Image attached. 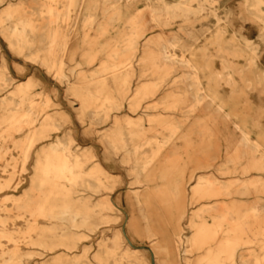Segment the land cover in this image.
<instances>
[{
    "label": "bare ground",
    "instance_id": "bare-ground-1",
    "mask_svg": "<svg viewBox=\"0 0 264 264\" xmlns=\"http://www.w3.org/2000/svg\"><path fill=\"white\" fill-rule=\"evenodd\" d=\"M134 1L144 11L132 13ZM244 9L236 14L229 0L4 8L10 46L67 83L80 118L96 125L97 150L76 143L59 109L45 111L49 99L34 78L15 82L2 62L0 169L12 170L0 175V192L14 186L18 166L34 162L24 193L0 204V264L35 255V264H150L143 247L161 264H264V109L255 110L264 97V0H244ZM80 15L96 35L85 34L81 59L74 52L68 62L66 27ZM160 21L179 31L148 37ZM234 24L248 36H236ZM17 218L23 227H11ZM83 230L96 237L92 257ZM21 242L34 249L23 252Z\"/></svg>",
    "mask_w": 264,
    "mask_h": 264
},
{
    "label": "rangeland",
    "instance_id": "rangeland-1",
    "mask_svg": "<svg viewBox=\"0 0 264 264\" xmlns=\"http://www.w3.org/2000/svg\"><path fill=\"white\" fill-rule=\"evenodd\" d=\"M19 0H1L0 1V14L4 10V8L11 3H16ZM230 5L234 8L236 14L238 11H242L243 13L246 12L244 9V0H229ZM133 8L131 10L132 13H137L139 11H144L145 7L143 5V2H133ZM125 14V9L124 11ZM146 18H149V14L146 15ZM236 16V15H235ZM84 17L80 15L78 18H73L70 25L66 27L67 29V36H68V45H67V55L66 60L69 61V56L73 54L74 52H77L76 58L78 60L81 59V52L83 48L88 46V43L86 44L84 42V35L85 34H92V36H95L94 28L90 26H84L83 24ZM236 19V18H235ZM116 22V21H115ZM118 23V22H117ZM114 22L112 24H107L105 26L106 32L105 37L110 38L114 35ZM200 27V24L198 25ZM233 28L237 31L235 34L236 36H248L247 32L241 27L237 25H233ZM172 31H179L177 29V26H170L165 25L161 21L160 22H153L149 25L148 34L150 36H153L154 38L158 37H170L172 34ZM91 38V37H90ZM5 61L8 65L9 72L14 77L15 82H19L21 80H25L28 77H32L36 80L37 86H35V90H40L45 97L49 99L50 105L45 107L46 112H53L57 109H59L65 117V126L64 129H71L72 134L74 138L76 139V143L80 146H85L86 148L90 149L92 152H96L97 150V140H96V125L91 123L89 120L83 121L80 117L82 115L81 113V102L80 100L74 96L71 91L68 90L67 83L65 81H61L57 79L53 73L49 72L47 68L38 62L33 61L32 59L19 54L18 51L14 50L7 39L4 36V33L1 30L0 27V66L2 65V62ZM99 64V61L94 63L92 66H85V68H91ZM264 97L261 99L259 97H255V110L264 109ZM28 129L23 130L22 132L15 133L16 139H19L22 137L25 132ZM8 146H11L12 153L14 155H18L17 150L14 148L12 142L5 143ZM1 145V144H0ZM9 157V155H8ZM33 158L30 159V161L27 164V170L22 171L21 168L18 166L16 171V176L13 180V187H10L6 189L3 192H0V204L3 203L4 199L11 196H20L24 193V191L27 189L29 185V179L32 174V165H33ZM3 163V162H1ZM20 165V163H18ZM12 170V167H9L7 171H3L0 169V175H2V179H7L10 175V171ZM125 171L120 170L117 172L118 178L123 181V183H126L127 177H125ZM125 181V182H124ZM20 182L18 186H16V183ZM122 183V182H121ZM16 186V187H15ZM129 191V188L126 187L125 184H123V187H121L120 192H124L127 195V192ZM162 202H159L160 206ZM5 204L8 207L12 206V202L10 200L6 201ZM158 203H155L152 206L154 207V210H156V205ZM158 204V205H159ZM159 206V207H160ZM125 209V205H123V210ZM158 211H162L157 209ZM137 217L140 216L139 210H137V206L134 204L133 208L131 210ZM129 212V211H128ZM161 213V212H160ZM162 217V216H161ZM126 218L128 219V214H126ZM140 218V217H139ZM15 224H11V227L13 228H20L23 227L24 224L23 220L20 218H17L14 220ZM43 221V220H41ZM87 235L84 237L80 244L87 245L90 247L89 254L92 257L95 248H96V237L94 235V232L89 230H83ZM6 242V247H13V244L10 242ZM20 247L23 250V252H27L29 250H33L34 248L30 246L29 244H26L25 242L20 243ZM144 256L149 260L150 264H161L159 263L150 252L148 247H143ZM42 257L39 255L32 256L28 258V264H35V262L41 261ZM177 260V259H176ZM172 264V262H171Z\"/></svg>",
    "mask_w": 264,
    "mask_h": 264
}]
</instances>
